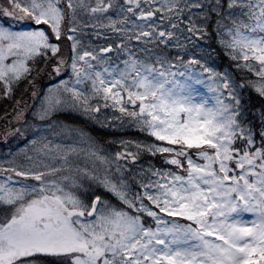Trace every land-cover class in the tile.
Masks as SVG:
<instances>
[{"label":"snow or ice","instance_id":"6c2138e0","mask_svg":"<svg viewBox=\"0 0 264 264\" xmlns=\"http://www.w3.org/2000/svg\"><path fill=\"white\" fill-rule=\"evenodd\" d=\"M0 102V264H264V0H0Z\"/></svg>","mask_w":264,"mask_h":264},{"label":"trees","instance_id":"16d2710c","mask_svg":"<svg viewBox=\"0 0 264 264\" xmlns=\"http://www.w3.org/2000/svg\"><path fill=\"white\" fill-rule=\"evenodd\" d=\"M3 107L2 102H0V108ZM126 138V139H136V140H145L146 137L144 134L139 133L134 127H126L124 129H119L117 131L116 138ZM113 137L109 136L108 139H112ZM149 139V138H147ZM150 140V139H149ZM5 147V146H4Z\"/></svg>","mask_w":264,"mask_h":264},{"label":"rangeland","instance_id":"374dc122","mask_svg":"<svg viewBox=\"0 0 264 264\" xmlns=\"http://www.w3.org/2000/svg\"><path fill=\"white\" fill-rule=\"evenodd\" d=\"M151 139V138H149ZM22 146V145H21ZM7 147H4L2 143H0V161H3L5 159V156L3 155L7 151Z\"/></svg>","mask_w":264,"mask_h":264}]
</instances>
